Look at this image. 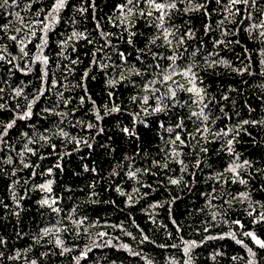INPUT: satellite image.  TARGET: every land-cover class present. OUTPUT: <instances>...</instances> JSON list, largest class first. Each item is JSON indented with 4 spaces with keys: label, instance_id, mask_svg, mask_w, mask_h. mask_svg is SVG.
<instances>
[{
    "label": "trees",
    "instance_id": "16d2710c",
    "mask_svg": "<svg viewBox=\"0 0 264 264\" xmlns=\"http://www.w3.org/2000/svg\"><path fill=\"white\" fill-rule=\"evenodd\" d=\"M196 2L209 15L176 0L165 18L170 45L146 0L130 15L120 10L133 7L127 0H68L42 51L41 22L50 23L55 0L0 7V133L15 120L0 142V264H264V248L245 235L264 241V36L249 30L264 20V0L238 3L231 16L229 0ZM73 32L87 39L64 46ZM174 51L203 82L207 120L191 115L203 106L191 94L173 99L171 82H159ZM212 59L227 63L210 67ZM29 104L31 117L18 119ZM177 135L183 144L171 143ZM237 163L246 184L229 171ZM49 181L52 192L42 191Z\"/></svg>",
    "mask_w": 264,
    "mask_h": 264
},
{
    "label": "snow or ice",
    "instance_id": "6c2138e0",
    "mask_svg": "<svg viewBox=\"0 0 264 264\" xmlns=\"http://www.w3.org/2000/svg\"><path fill=\"white\" fill-rule=\"evenodd\" d=\"M17 0H14V3H16ZM68 0H55V3L53 4L50 12L48 13V17L50 18V23H44L43 21L41 22V24L43 25L42 27V31L44 32V36L42 37V44L39 46L41 51L43 50L44 45L47 44V32L49 30H51V25L56 23L58 21V16L59 13L61 12L62 9H64L67 5ZM139 0H127V4L128 5H132L133 7H127L125 5H121L120 6V10L122 12L125 11L126 9V14L130 15L133 13V9L135 7V4L138 3ZM146 2L148 3V5L153 8L156 12L159 13V16L155 17V20L157 21V23L155 24V27L159 30H161L164 33L163 39L167 44H172L173 41L172 39H169V37L174 36L175 34L170 30L171 25H169L168 27L165 26V18L169 15L170 10H178L177 9V3L176 0H146ZM181 3H185L187 2L189 5H194V7H189L184 9L185 12L188 11H201L202 9L204 10V14L205 15H209V13L207 12L206 9V5L202 4V3H198L196 2V0H180ZM217 3H220L221 0H216ZM238 3H243V4H250V0H229V4L226 6V10L229 14V16L234 15L235 13L232 11L233 7L238 4ZM251 3H255V0H251ZM95 4V0H93V6ZM5 6H9L8 5V0H3V4H0V7H5ZM81 11H86V9H81ZM237 12L239 11L238 9L236 10ZM152 15L151 12L148 13H140V15ZM227 19V18H226ZM221 25L224 23V21H220L219 22ZM99 27V25H97ZM210 30V26L206 27V31ZM250 31L251 30H257L259 31V35L260 36H264V20H260L258 23H253L250 26ZM227 33H222V35H226ZM33 35H35V33H33ZM185 35H187L188 37H191L193 35V33L191 32V30H189L188 33H186ZM13 41L17 40V36L13 35L10 37ZM159 37H154L150 43L151 44H155L156 39H158ZM79 40V39H87V37L80 32H73L71 34V36L67 37L65 39V41L63 42L64 46H67L69 41L72 40ZM91 42V41H89ZM129 43H131V40H129ZM185 43L184 38L183 37H179L177 39V47L183 45ZM216 45L225 43L223 40H217L214 42ZM20 52L22 53L23 56H28V52L25 51V45L23 43V41H20ZM121 55V59L122 62L127 65V59L126 57H124L123 53H120ZM154 56L156 55L155 53L153 54ZM210 55H214L218 57V54H210ZM167 59H169L171 61L170 65H169V69L170 70H166L161 68L160 73L158 74L159 76V82L160 83H169V88L167 89V94L170 95L171 98H175L176 96V92L178 90H183L189 94H191L192 97H194L195 99L192 100V103H196L197 105H201L203 104V100L204 97L206 95V90L204 89V87L202 86L203 82L199 77V74L193 71V67L194 65H188L185 66L183 68H180L177 65V59L179 58L177 56V54L173 53L172 56L170 57H166ZM5 56L3 54H0V60H4ZM9 63H11L12 61L9 60ZM35 62H39L43 65H47L48 64V57L47 56H37L35 58ZM73 63H76V61H73ZM217 63H227V61H223V60H218V59H212L209 63V66H215ZM157 67H159V65H157ZM131 70L136 71L137 74H139L138 70L135 69V66H131ZM247 69H244L243 71H246ZM237 71H241V70H237ZM42 75H46V72L42 73ZM87 75V74H85ZM181 76L184 78V81L187 82L188 87H185L184 82L182 81H176L174 79L175 76ZM199 81V83H198ZM109 83H115V81H109ZM174 85V87H173ZM151 85H149L150 87ZM3 89L0 88V92H2ZM22 94V90H17L16 95L20 96ZM42 94V93H41ZM39 99V97L37 96L33 101L32 104H34L36 102V100ZM135 99V98H134ZM224 99H227V97H224ZM148 98H145L144 103H147ZM32 104L28 105V111H25L22 115L18 116V119H27L30 118L32 115L31 112V107ZM3 105H0V108H3ZM208 105L207 104H203L202 107H200L199 112H192L191 115L193 116H202L204 120L208 119V116L204 114V109L207 108ZM164 109L162 107H156L154 109H152L153 112H161ZM110 111H119L118 108H113ZM101 117L99 116V114L97 113V119H100ZM249 123H257V121H249V120H244L243 124L247 125ZM259 123H264V121H260ZM15 124V120L9 122L3 133H0V142H2V138L4 135H7V130L11 129ZM181 125H177V127H180ZM89 127H91V125H89ZM123 131L125 133H129L132 134L131 131L127 128L123 129ZM169 132H171V129H168ZM25 136L27 135V133L24 134ZM62 135L67 136V133H63ZM43 138V137H41ZM177 141H179L181 144L184 143L183 140H181V137L179 135H177L175 137V140L171 141V143L175 144ZM29 143H32V141L30 140ZM229 148L228 151L232 152V148H231V144L232 141H229ZM90 146V145H89ZM25 150L29 153L33 152V149L29 148L27 145H25ZM175 151V150H174ZM179 153H176V155H178ZM22 155V154H21ZM249 162L248 161H244V164L247 165ZM25 167H29V165L25 164ZM241 167L240 164H235L234 166L229 168V171H231L234 175V177L238 178V182L241 184H246L247 181L239 178L238 177V173H237V168ZM49 174H51V169H49ZM131 175L134 177L135 176V172L131 173ZM51 181L47 182L46 184L40 185V189L42 191L51 193L52 192V187H51ZM171 183L176 184L178 183L177 180H172ZM240 197L247 199L248 198V194L247 193H240L238 194ZM41 203L45 206H48L50 208H52L53 211L59 212L60 209L59 208H54L53 205H55L57 203L56 200H51V203L49 202L48 198H45L41 201ZM17 206L19 207V203H17ZM18 215V213H17ZM75 223H83V221H74ZM238 223V222H237ZM52 231V229H44V234L48 235L50 232ZM57 232L60 231L59 228L56 229ZM99 235L103 236L105 235L104 233H100ZM245 235L249 236L254 242L255 244H257L259 247L264 248V241L260 240L259 238H257V236L252 233V232H248L245 233ZM145 239H147V237H145ZM0 243H4V241L0 240ZM56 243L59 245L61 244V241L59 239H57ZM237 243H240V241H237ZM125 248H127V245H124ZM65 251H69V249H65ZM187 251V249H186ZM249 251L251 252V249H249ZM253 255H255V253H252ZM0 255H2V253H0ZM83 255H86V253H84ZM31 264H36V261L33 260L31 262Z\"/></svg>",
    "mask_w": 264,
    "mask_h": 264
}]
</instances>
